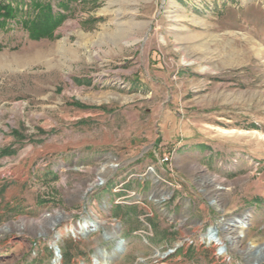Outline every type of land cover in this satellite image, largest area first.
<instances>
[{
  "label": "rangeland",
  "instance_id": "1",
  "mask_svg": "<svg viewBox=\"0 0 264 264\" xmlns=\"http://www.w3.org/2000/svg\"><path fill=\"white\" fill-rule=\"evenodd\" d=\"M66 1L0 33V264H264V0Z\"/></svg>",
  "mask_w": 264,
  "mask_h": 264
},
{
  "label": "trees",
  "instance_id": "2",
  "mask_svg": "<svg viewBox=\"0 0 264 264\" xmlns=\"http://www.w3.org/2000/svg\"><path fill=\"white\" fill-rule=\"evenodd\" d=\"M66 2L58 0L57 6L68 10ZM65 17V13L55 11L52 0H0V33L7 30L10 23L16 22L27 30L32 39L52 38Z\"/></svg>",
  "mask_w": 264,
  "mask_h": 264
},
{
  "label": "bare ground",
  "instance_id": "3",
  "mask_svg": "<svg viewBox=\"0 0 264 264\" xmlns=\"http://www.w3.org/2000/svg\"><path fill=\"white\" fill-rule=\"evenodd\" d=\"M52 49V48H51ZM43 51L41 52H36L34 54V58L42 60L43 57ZM32 56L26 57L24 58L21 62H31L33 60ZM34 61V60H33ZM105 169V166L101 169V171L103 172ZM234 224V223H233ZM235 226H237V228L239 229L240 233L244 232V229L247 228V221L244 218H238L235 221ZM94 225H91V223L89 221H86L84 223H81L78 226H68L66 229H62L58 232L57 237L59 238L60 236L64 235V234H73L77 237H79L81 234H83L84 230L91 228ZM97 228V226H96ZM203 239H207L208 242L211 241H216L219 245H221V248H226L227 247V242L224 238H221L219 236H217L214 232V230H209L208 233L204 234ZM231 237H228V239ZM232 239V238H231ZM52 244L54 245V241L52 242ZM106 254V253H105ZM157 256L163 257L165 254L163 253H157ZM99 257V256H98ZM100 258V257H99ZM99 258L95 259L96 264H108L109 260L108 258H103L102 260H100ZM54 264H60L61 263V259L60 257L56 256V258L54 259Z\"/></svg>",
  "mask_w": 264,
  "mask_h": 264
},
{
  "label": "water",
  "instance_id": "4",
  "mask_svg": "<svg viewBox=\"0 0 264 264\" xmlns=\"http://www.w3.org/2000/svg\"><path fill=\"white\" fill-rule=\"evenodd\" d=\"M57 239H58V237H56V239L54 240L53 248H54L56 256L61 257L60 248H59L58 244L56 243Z\"/></svg>",
  "mask_w": 264,
  "mask_h": 264
},
{
  "label": "built area",
  "instance_id": "5",
  "mask_svg": "<svg viewBox=\"0 0 264 264\" xmlns=\"http://www.w3.org/2000/svg\"><path fill=\"white\" fill-rule=\"evenodd\" d=\"M216 234H219L218 233V231H216ZM211 242H215L216 243V241H211ZM210 243V242H209ZM221 246V245H220ZM224 248H220V250H223Z\"/></svg>",
  "mask_w": 264,
  "mask_h": 264
}]
</instances>
